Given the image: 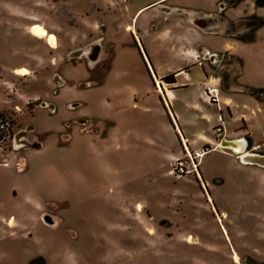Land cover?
Instances as JSON below:
<instances>
[{"label":"rangeland","instance_id":"374dc122","mask_svg":"<svg viewBox=\"0 0 264 264\" xmlns=\"http://www.w3.org/2000/svg\"><path fill=\"white\" fill-rule=\"evenodd\" d=\"M148 1L0 0V264H241L245 256L264 264V169L216 146L214 131L218 114L221 136L243 124L226 98L264 102L256 91L264 90V21L255 28L261 40L236 46L241 89L225 91L220 71L199 59L165 99L153 66L183 65L185 45L126 31L130 13ZM255 8L264 16V5ZM217 17L229 34L249 36L238 33L242 19ZM35 25L46 34H33ZM210 79L218 103L206 97ZM176 112L179 135L171 130ZM255 128L251 145L264 143ZM21 130L29 144L19 148ZM196 130L212 138L209 148L195 171L177 175L168 153L182 156L186 142L198 141Z\"/></svg>","mask_w":264,"mask_h":264},{"label":"crops","instance_id":"0c3cea01","mask_svg":"<svg viewBox=\"0 0 264 264\" xmlns=\"http://www.w3.org/2000/svg\"><path fill=\"white\" fill-rule=\"evenodd\" d=\"M164 1L168 3H163L161 0H150L144 5L136 8L133 11V13L132 12L130 13L131 22L125 28L126 31L129 28L132 30H134L135 28L140 29V33L138 31V36L136 37V39H140V35L142 36V35L151 34L152 38L154 39V42L157 41L156 44L158 45L162 43V39L164 38L167 39L169 42L172 43L179 42L182 45L183 44L185 45L184 56H183L185 62H183V65L170 67V64H163V65L156 64L155 68L153 66V71L156 72L157 70V73H159V78L161 79V81H163L162 78L164 76L172 73L174 74V80H175L174 82L170 83L163 81V85H165V88L163 87L162 82L160 83L161 88L163 87L161 93H163L164 98L167 99L170 96V99H173V93L171 89L172 87H175L176 81L178 80V77L181 76L182 72H184V69L187 67L186 65L188 64L191 65L192 63L199 61V59L208 63L209 60L207 59L208 58L207 55L210 53H215L217 51L218 52L227 51L230 55L233 56L232 61L228 62L227 64L218 65L215 67L220 71L221 75L225 77V85L224 82H221L220 85L224 88L225 91H228L230 93H233V91L235 92L241 89L242 85L237 81V73H238L237 65L239 66L242 63V58L240 56L241 53H237L236 46L238 45L241 48H243L242 47L243 45L246 46L247 44L253 46L255 43L251 44L250 42L252 40L254 39L258 41L261 40L262 37L258 33L259 28L257 30H253L255 28L252 29V27L250 28L249 25L243 24L244 26H242L240 28L241 30L238 32H240L241 35L242 32H250L249 36H247L246 38H243V36L234 37L232 35H229L228 30L226 28L227 27L226 22L222 21L221 19L219 20V18L217 17L216 7L212 8L213 10L212 9L203 10L200 7L198 8L191 7L181 2L171 3L169 2L170 0H164ZM220 1L221 0H215L216 5ZM150 4L152 5L151 8H154L155 11L154 10L151 11L146 16L145 23L143 22L141 26L138 25V18L145 11V10L141 11L142 8L149 6ZM161 7L162 8L167 7L168 10L161 11L159 9ZM255 7L256 5H254L253 0H245L243 4L241 3L239 6L235 8L234 7L226 8V10H224V13L226 14V16L229 17V20H232L233 22H236L242 17L248 15H257L264 19V16L261 15L262 14L261 11L258 12ZM195 14L199 15L198 16L199 19L215 18L211 26L214 25L216 30L212 31L209 30L207 27H203L197 24L193 19V16ZM150 24H154L155 26L151 28ZM35 26L38 27V25ZM35 26H33L32 29ZM150 28L152 30H149ZM169 49L171 50L172 46H170ZM255 52H256V56L260 57L258 47L255 48ZM154 56L158 58V54H155ZM168 56H172V55L168 54ZM180 57L181 54L179 55V58ZM0 64H1V69L4 70L6 66L3 64L2 60H0ZM1 74H0V78L3 81L6 80V78L3 77V74L2 75ZM210 81L213 80L211 79L207 80L205 85ZM252 84L255 83L252 82ZM159 95L160 93L158 92L157 95L158 99L159 97H161ZM252 98L253 99L251 102L250 101L244 102L241 105L238 104L236 101H234L232 97L228 99L226 98L227 102H230V106L229 105L227 106L230 112L232 114H237V118H239V120H241L243 123L238 133H233L227 138H236V137L244 136L248 139L250 143L252 140V134H254V129H256L255 125L259 126L261 128V133L264 134V102L256 99L255 97ZM164 105L166 104L164 103ZM239 108L241 109V111H239L240 110ZM175 114H176V118L175 116L173 117L175 126L173 124V128H171V130L179 135L180 133L181 134L184 133V131L183 128L177 126L178 124L175 121L176 119L178 120L179 115L177 112ZM194 135H197L198 141H193L189 144L188 142H186L187 148L191 150L192 149L198 150L201 147H203L205 143H209L212 140L210 136H206L200 130H196L194 132ZM257 143L258 142H256L255 144ZM179 155H180V150H176V151L170 150L168 153V156L170 158L172 157L173 159H175ZM238 162L240 161L238 160ZM240 164L257 166L253 164H244L242 162H240ZM257 167L262 168L260 166ZM217 180L221 182V179H217Z\"/></svg>","mask_w":264,"mask_h":264},{"label":"flooded vegetation","instance_id":"af4514ba","mask_svg":"<svg viewBox=\"0 0 264 264\" xmlns=\"http://www.w3.org/2000/svg\"><path fill=\"white\" fill-rule=\"evenodd\" d=\"M163 3H168V2H166V1H164V0H161ZM245 2V0H221L220 2H218L217 3V5H216V12H219L220 13V11H224V10H226V8H229V7H237V6H239L241 3L243 4ZM253 3H254V5H264V0H253ZM161 11H166V10H168L167 9V7H164V8H159ZM199 15L198 14H195L194 16H193V19H194V21L197 23V24H199V25H201V26H203V27H207L209 30H212V31H215L216 30V28L214 27V25L213 26H211L212 24H213V22H214V20H215V18L214 19H212V18H208V19H199V17H198ZM131 19V18H130ZM242 20H243V22L241 23V21L239 22L238 21V23H240V24H247V25H249V27L251 28L252 27V29L253 28H256L257 27V25H259L260 23H262L263 21H264V19L262 18V17H260V16H257V15H248V16H244V17H242L241 18ZM236 24V22H233V25H235ZM253 30H255V29H253ZM134 31H136V33H138V31H139V33H140V29H137V28H135L134 29ZM130 33L132 34L133 33V30H131L130 31ZM212 33V32H211ZM239 33V32H238ZM34 34V33H33ZM229 35H232V36H234V37H240V36H238V34H236V33H232V34H229ZM96 52H91V54H90V59H95L96 58ZM207 59L209 60L208 61V63H209V65H211V66H213V67H216V66H218V65H224V64H227L228 62H230V61H232V58H233V56L232 55H230L227 51H217V52H215V53H210V54H208L207 55ZM96 60V59H95ZM96 62H98V61H96ZM95 71V68H94V66H92V67H86V74H87V78H90V80L88 79L87 81H88V83H87V86L86 87H88L89 86V84H90V82L92 81L91 80V76H92V74H93V72ZM92 72V73H91ZM225 81V77L224 76H222L221 78H220V83L221 82H224ZM56 103H54V102H51L50 103V107L49 106H47V108H49L51 111H49L50 113H56L57 111V106L55 105ZM49 105V104H48ZM0 122H5L3 119H0ZM7 123V122H6ZM29 127L31 128V127H33V131H35L36 129H35V126L34 125H29ZM29 128V129H30ZM5 132V131H4ZM14 138V137H13ZM16 139L14 138V141H15ZM23 140H25V141H27L26 143H25V141H23ZM15 143H16V145H18V147L20 148V147H27L28 146V144H29V142H28V136L27 137H25V136H21L20 135V138H17V140L15 141ZM35 144V143H34ZM264 146V145H263ZM259 152H263V151H261V150H259Z\"/></svg>","mask_w":264,"mask_h":264},{"label":"built area","instance_id":"2783aa9c","mask_svg":"<svg viewBox=\"0 0 264 264\" xmlns=\"http://www.w3.org/2000/svg\"><path fill=\"white\" fill-rule=\"evenodd\" d=\"M204 91L208 101L212 103H218L220 101V93L218 91L217 84L214 81L208 82L205 85ZM217 121L218 124L215 125L214 131L217 135L216 146L220 147L218 144V138L223 137L220 135L223 131V126L221 122L224 121V117L222 114H218ZM263 145L262 143H257L254 145H250L249 143L247 150L259 152V149H261ZM207 148L209 147L207 145H204L200 149L194 150V152H192L188 150L187 146H185L184 154L175 158L172 171H174L177 175H182L191 171H195V169L197 168L196 158H199L200 156L205 154L207 152Z\"/></svg>","mask_w":264,"mask_h":264},{"label":"water","instance_id":"95a60500","mask_svg":"<svg viewBox=\"0 0 264 264\" xmlns=\"http://www.w3.org/2000/svg\"><path fill=\"white\" fill-rule=\"evenodd\" d=\"M84 52V51H83ZM76 54H82L81 51H76ZM43 106H51L50 104L48 105L46 102H42L41 103ZM30 127H27V129ZM25 133V130H21L19 131L17 134H15L16 136L15 139H17V136H23ZM25 141V140H23ZM27 141H25L26 143ZM218 144L221 148L224 149H228L230 150L231 153H233L237 159L244 163V164H253V165H257L260 166L262 168H264V152H256V151H249L247 150L248 145H249V141L246 137L242 136V137H236V138H227V137H220L218 138ZM33 148H39V144L35 143L32 144ZM44 219H50L49 216H44ZM52 219V218H51ZM241 264H256L255 259H253L250 256H245L242 261Z\"/></svg>","mask_w":264,"mask_h":264},{"label":"trees","instance_id":"16d2710c","mask_svg":"<svg viewBox=\"0 0 264 264\" xmlns=\"http://www.w3.org/2000/svg\"><path fill=\"white\" fill-rule=\"evenodd\" d=\"M162 79H163L164 81H166V82H170V83L175 81V80H174V74H173V73L164 76ZM256 91H257L258 93L262 94L261 99L264 98V90H263V89H258V90H256ZM0 115H1V114H0ZM40 260H41V263H39V264H45V263H43L42 258H41ZM36 261H37L36 259H35V260L33 259V260H31V261L29 262V264H35Z\"/></svg>","mask_w":264,"mask_h":264},{"label":"bare ground","instance_id":"6f19581e","mask_svg":"<svg viewBox=\"0 0 264 264\" xmlns=\"http://www.w3.org/2000/svg\"><path fill=\"white\" fill-rule=\"evenodd\" d=\"M33 33L36 34L37 36H43L46 34V30L44 28H39V27H34L33 28ZM21 72V71H20ZM26 72V71H25ZM22 74V73H21ZM17 140V139H16ZM15 140V141H16ZM235 258H236V255H235Z\"/></svg>","mask_w":264,"mask_h":264}]
</instances>
